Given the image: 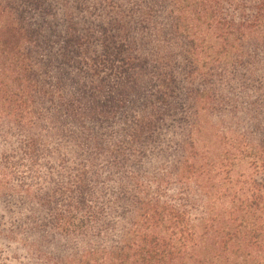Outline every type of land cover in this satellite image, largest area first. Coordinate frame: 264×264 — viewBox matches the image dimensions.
Here are the masks:
<instances>
[{"label": "trees", "instance_id": "1", "mask_svg": "<svg viewBox=\"0 0 264 264\" xmlns=\"http://www.w3.org/2000/svg\"><path fill=\"white\" fill-rule=\"evenodd\" d=\"M157 2L0 0V198L14 237L47 243L45 264H264L263 174L213 183L229 170L198 130L219 107L213 79L247 67L251 33L264 44V0L189 2V25L175 18L191 111L178 156L158 131L172 60L143 44Z\"/></svg>", "mask_w": 264, "mask_h": 264}, {"label": "rangeland", "instance_id": "2", "mask_svg": "<svg viewBox=\"0 0 264 264\" xmlns=\"http://www.w3.org/2000/svg\"><path fill=\"white\" fill-rule=\"evenodd\" d=\"M157 1V12L152 21L159 28V32L151 36L150 39L153 42L150 46L148 42L147 45L143 44L146 48L160 49L164 53H169L172 60L171 66L176 77L173 83L175 94L171 99L173 108L171 112L167 111L168 116L163 113L165 117L159 122L158 131L160 143H165L160 146L175 148L178 156L181 146L189 151L191 111H189V79L186 77L189 72V63L186 60L189 44L187 45L181 36L186 35L189 38V30L183 29V26L176 28L175 18L177 16L187 18L185 23L189 25L191 13L189 2L198 6L199 0ZM174 3L179 10L172 12ZM194 17L198 16L194 14ZM92 18L96 20V17ZM262 35L260 31H254L245 40V50L253 58L247 67L240 68L233 76L213 79L217 85L215 87L217 93H212L214 99L209 102L219 107L215 110L206 109L204 112L202 110L198 116L202 122V127L198 130L205 132V143L211 147L213 145L220 151L219 159L224 165L227 164L225 167L229 170V173H222L214 179L212 182L215 184H220V180H224V184L236 183L237 179L244 181L257 173L263 174L264 177V44L261 41ZM144 88H149V82L146 80L142 84V89ZM190 102L192 103L191 99ZM197 128L195 126V130ZM233 145L236 149L232 147ZM169 157L171 156L168 155L159 164L171 166ZM241 186L242 184H236L238 190ZM180 192H182L181 189L172 186V194L182 195ZM6 200L9 201L7 205L11 206L12 199L8 193H6ZM3 206L5 205L0 198V264H45L37 245L41 250L46 251L49 249L47 243L34 234L20 233L18 237H14L15 229L11 225L15 211H6ZM11 232H14L13 235Z\"/></svg>", "mask_w": 264, "mask_h": 264}]
</instances>
